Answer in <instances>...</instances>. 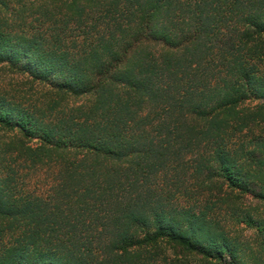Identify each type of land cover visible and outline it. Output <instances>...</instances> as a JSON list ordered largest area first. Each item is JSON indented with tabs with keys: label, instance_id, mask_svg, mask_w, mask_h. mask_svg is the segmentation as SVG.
Here are the masks:
<instances>
[{
	"label": "trees",
	"instance_id": "1",
	"mask_svg": "<svg viewBox=\"0 0 264 264\" xmlns=\"http://www.w3.org/2000/svg\"><path fill=\"white\" fill-rule=\"evenodd\" d=\"M4 68L0 264H264V0H0Z\"/></svg>",
	"mask_w": 264,
	"mask_h": 264
},
{
	"label": "rangeland",
	"instance_id": "2",
	"mask_svg": "<svg viewBox=\"0 0 264 264\" xmlns=\"http://www.w3.org/2000/svg\"><path fill=\"white\" fill-rule=\"evenodd\" d=\"M0 85H4L10 91H24L26 95L28 96V93H33L32 96L37 97L40 95V98L45 97H51L48 93V87L43 84H38L35 82H27L26 78L21 75H15L12 74L9 70L6 68L0 69ZM42 96V97H41ZM88 96H80V97H67L64 101V104L66 105H75L79 103L86 102L88 100ZM254 102L251 101L250 105H252ZM243 202L250 204L251 206L255 207L257 212H261L264 215V203H261L259 201H254L250 199L249 197H246ZM247 236H251V232L249 231H243Z\"/></svg>",
	"mask_w": 264,
	"mask_h": 264
}]
</instances>
